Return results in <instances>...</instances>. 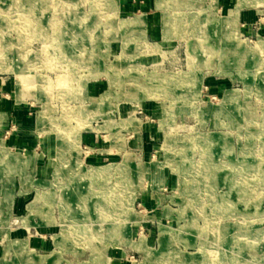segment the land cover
<instances>
[{
  "label": "rangeland",
  "instance_id": "obj_1",
  "mask_svg": "<svg viewBox=\"0 0 264 264\" xmlns=\"http://www.w3.org/2000/svg\"><path fill=\"white\" fill-rule=\"evenodd\" d=\"M23 2L0 264H264V0Z\"/></svg>",
  "mask_w": 264,
  "mask_h": 264
},
{
  "label": "bare ground",
  "instance_id": "obj_2",
  "mask_svg": "<svg viewBox=\"0 0 264 264\" xmlns=\"http://www.w3.org/2000/svg\"><path fill=\"white\" fill-rule=\"evenodd\" d=\"M18 1V0H17ZM23 2V7H28L30 9V11H34L36 8H40L43 6V4L45 3L44 0H22ZM86 1V0H85ZM44 2V3H43ZM59 2V1H58ZM75 2V1H74ZM57 3V2H56ZM67 3H58L57 5H54L55 7V14L51 17L49 22L55 21V20H63V19H68L70 18V16L68 15V9L66 5ZM103 6V5H102ZM76 8V7H75ZM238 8V6H237ZM4 8H1L0 10H3ZM20 14V13H19ZM25 15V14H24ZM36 20V19H35ZM3 19H2V15H0V25H3ZM37 23V22H36ZM38 25V24H37ZM62 25V24H61ZM30 27V26H29ZM57 28V27H55ZM60 28V27H59ZM35 29V28H34ZM42 29V28H41ZM40 29V30H41ZM43 30V29H42ZM116 32V31H115ZM38 33V32H37ZM41 33V32H40ZM47 34V33H45ZM45 36V35H44ZM261 47L264 44V40L261 42ZM56 46V45H54ZM17 48H19V46H15V43H13L12 39L9 38V35L7 36H0V69L2 70H6V71H15L17 73L18 76L21 77V72L14 68L13 65H10L7 62V59L9 58V55L11 51L13 52L14 50H17ZM62 48V47H60ZM28 50V49H27ZM25 50V52L27 51ZM54 50V49H53ZM31 52V51H30ZM63 52V51H62ZM61 52V53H62ZM65 53V52H64ZM26 55V53H25ZM85 55V54H84ZM86 57V56H85ZM70 59V58H69ZM32 63V62H31ZM23 78V77H22ZM61 79V78H60ZM22 81V80H21ZM24 83V82H23ZM27 85V84H26ZM28 85H31L30 83ZM37 89V88H36ZM233 175V174H232ZM214 176V175H213ZM230 177V176H229ZM230 179V178H229ZM235 182V181H234ZM233 182V183H234ZM102 212V211H101ZM105 212V211H104ZM101 214V213H100Z\"/></svg>",
  "mask_w": 264,
  "mask_h": 264
}]
</instances>
